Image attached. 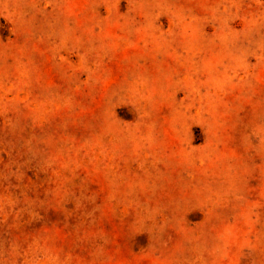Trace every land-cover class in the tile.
<instances>
[{"label": "rangeland", "instance_id": "obj_1", "mask_svg": "<svg viewBox=\"0 0 264 264\" xmlns=\"http://www.w3.org/2000/svg\"><path fill=\"white\" fill-rule=\"evenodd\" d=\"M0 264H264V0H0Z\"/></svg>", "mask_w": 264, "mask_h": 264}]
</instances>
